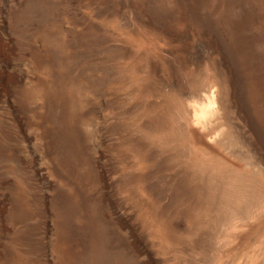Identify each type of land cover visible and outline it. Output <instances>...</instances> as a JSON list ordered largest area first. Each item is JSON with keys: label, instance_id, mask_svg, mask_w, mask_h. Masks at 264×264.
<instances>
[{"label": "rangeland", "instance_id": "rangeland-1", "mask_svg": "<svg viewBox=\"0 0 264 264\" xmlns=\"http://www.w3.org/2000/svg\"><path fill=\"white\" fill-rule=\"evenodd\" d=\"M226 23L264 45V0H0V264L209 263L220 191L159 98ZM259 248L264 215L222 264Z\"/></svg>", "mask_w": 264, "mask_h": 264}, {"label": "bare ground", "instance_id": "bare-ground-1", "mask_svg": "<svg viewBox=\"0 0 264 264\" xmlns=\"http://www.w3.org/2000/svg\"><path fill=\"white\" fill-rule=\"evenodd\" d=\"M226 24L230 38L222 50L203 49V59L189 65L177 81L167 82L159 98L167 132L202 169L211 188L220 191L208 264L218 259L222 264L224 252L264 215V45L257 47V39ZM155 49L161 52V47ZM244 186L260 190L256 218L240 194ZM262 254L261 248L252 251L239 264H260Z\"/></svg>", "mask_w": 264, "mask_h": 264}]
</instances>
